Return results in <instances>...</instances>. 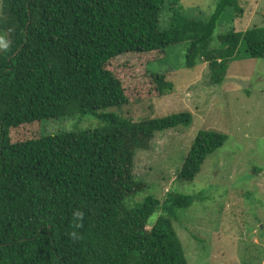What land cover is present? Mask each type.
I'll list each match as a JSON object with an SVG mask.
<instances>
[{"label":"trees","instance_id":"1","mask_svg":"<svg viewBox=\"0 0 264 264\" xmlns=\"http://www.w3.org/2000/svg\"><path fill=\"white\" fill-rule=\"evenodd\" d=\"M164 2L0 0V264H188L173 223L198 197L141 198L148 188L133 171L137 152L148 151L157 133L189 127L192 114L137 121L97 116L129 102L108 67L126 54L185 44V68L206 63L208 83L220 86L241 45L243 55L264 59V26L232 27L213 47L225 14H242L240 0H215L204 20L186 17L172 0L161 30ZM151 77L159 96L172 91L163 75ZM85 115L102 127L10 140L11 130ZM225 140L198 131L176 181H193Z\"/></svg>","mask_w":264,"mask_h":264},{"label":"rangeland","instance_id":"2","mask_svg":"<svg viewBox=\"0 0 264 264\" xmlns=\"http://www.w3.org/2000/svg\"><path fill=\"white\" fill-rule=\"evenodd\" d=\"M169 2L165 0L160 13L161 30L169 24ZM214 5L215 0H179L183 14L191 19L208 18ZM240 7V15L225 14L213 47L216 37L232 27L245 31L264 26V0H240ZM240 48L220 86L208 83L206 63L185 68V44L163 52L120 56L108 69L121 80L129 102L97 112V116L114 114L133 121L192 114L189 127L157 133L148 151L137 152L133 171L148 188L141 198L163 199L170 192L198 197L192 208L178 212V217L183 214L179 223H173L188 264H264V59H250L243 55V45ZM152 74L163 75L172 83V91L159 96ZM100 127L93 115L49 119L11 130L10 140L17 143ZM203 129L226 140L205 159L193 181L179 184L176 173ZM158 216L155 212L149 223Z\"/></svg>","mask_w":264,"mask_h":264},{"label":"clouds","instance_id":"3","mask_svg":"<svg viewBox=\"0 0 264 264\" xmlns=\"http://www.w3.org/2000/svg\"><path fill=\"white\" fill-rule=\"evenodd\" d=\"M75 215H76L77 217H79V216H80V213L77 212ZM72 235L74 236L75 233H72Z\"/></svg>","mask_w":264,"mask_h":264}]
</instances>
